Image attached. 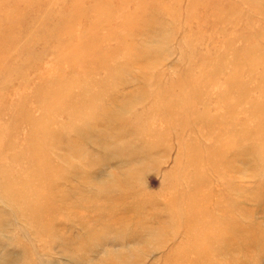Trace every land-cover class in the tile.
Masks as SVG:
<instances>
[{
    "label": "rangeland",
    "instance_id": "rangeland-1",
    "mask_svg": "<svg viewBox=\"0 0 264 264\" xmlns=\"http://www.w3.org/2000/svg\"><path fill=\"white\" fill-rule=\"evenodd\" d=\"M0 17L1 177L45 187L0 188V264H173L207 232L216 264H264V0H9ZM113 171L135 174L126 200L106 199Z\"/></svg>",
    "mask_w": 264,
    "mask_h": 264
},
{
    "label": "bare ground",
    "instance_id": "bare-ground-1",
    "mask_svg": "<svg viewBox=\"0 0 264 264\" xmlns=\"http://www.w3.org/2000/svg\"><path fill=\"white\" fill-rule=\"evenodd\" d=\"M9 0H5L2 4H0L1 8L7 4ZM40 2V1H39ZM42 2V0H41ZM27 4V3H26ZM25 4V5H26ZM19 3L15 1L14 3V8L15 10H17ZM30 6V5H29ZM44 6V5H43ZM131 16L133 17V15L131 14ZM23 18V17H22ZM2 18L0 17V20ZM9 18H6V21H9L8 20ZM19 20V19H18ZM17 20V21H18ZM12 21V23H14L13 26H15L16 23H20V21L16 22V20H10ZM26 21V20H25ZM27 22V21H26ZM24 24V22H23ZM117 27L116 29H119L120 32H123L124 35H129L132 34V31L134 30V28H132V24L131 22H120L117 23ZM115 29V30H116ZM134 34V33H133ZM71 42V41H70ZM76 42H79V44H76ZM74 43V42H73ZM138 42H132V44L134 45L133 47H135V45L137 44ZM76 44V45H75ZM75 44L73 45H67L66 48H65V51H68L69 50V47L71 46H74L73 49L77 48V46H80V45H83V40H80V41H75ZM93 51H89L87 55H82V58L84 60H89L90 57H95V53L92 54ZM142 53H136L135 57H137L138 59H140L142 57ZM33 56V55H32ZM145 65V64H143ZM145 68V66H144ZM144 68H143V71H144ZM14 69V68H13ZM18 69V68H17ZM196 81H199V80H196ZM196 83V86L199 84V82H195ZM233 86H235L233 84ZM64 89H66L67 87L64 86L63 87ZM169 89V88H167ZM145 93H138L136 95V93L133 94V98L129 99V100H123V104H120V106H130L133 102H136L137 98H141ZM86 95V94H84ZM194 95L196 97H198L199 99L202 98V95L200 93H196L194 92ZM69 101H71L72 99L71 98H68ZM261 103L264 102V96H263V100H261V96L259 98H257ZM202 100V99H201ZM171 104V103H170ZM178 104V103H177ZM124 106V107H125ZM171 106L177 108L178 111H181V108L180 106L181 105H176V102H173V104H171ZM259 108H262L263 109V104L262 106H257ZM171 109V108H170ZM194 108H192L193 110ZM120 113V112H119ZM135 113V112H134ZM108 114V110H107V113ZM108 115H111V113H109ZM217 115V114H215ZM215 115H212L213 117ZM19 117V116H18ZM140 119V118H139ZM139 119H135L136 122H139ZM110 120V118H109ZM122 120H125L124 118H122ZM119 119V121L117 122V124H120V128L122 129L123 127H127V125L125 124L124 121H122ZM217 120V119H216ZM128 122L132 123V117H130L128 119ZM0 129H1V126H0ZM3 129V128H2ZM1 129V131H2ZM261 126L258 124L256 125L255 128H253L251 130V132H259L260 131ZM3 132V131H2ZM123 130H121V134H122ZM261 132V131H260ZM262 132H264V130H262ZM46 131H43L42 129H40V132H39V135L44 137L45 139V136H46ZM4 136V135H2ZM38 139V138H37ZM42 140V139H40ZM11 140H7L4 142L1 141L0 143L3 144L5 146V148H9V147H12L13 144L10 142ZM36 153L39 155V157L41 156H45L46 152L45 151H36ZM66 155V154H65ZM64 155V156H65ZM67 156V155H66ZM18 158H22V157H18ZM34 161H36V157H34ZM3 164V157L0 155V165ZM1 171L0 170V188H4V191H6V193L8 194L7 197H9L10 195H14L13 192H17V193H22L21 190L23 189V193H22V197L23 199L25 200L27 196L29 195H32V194H37L38 195V199L36 200V202H41L42 200L40 199V197H42V195L38 192L39 191H43L45 189L42 188V185L39 184V183H27L25 182L24 180H22L21 178L19 177H1ZM111 178L108 180V184L107 186H104L106 188V190H104L103 192L106 194V199L108 198V200L112 201V200H118L119 198H122V200H126V198H128V195L129 194V191L131 190V185L133 183V177L132 175L134 176L135 174L133 172H125L123 175L121 173H117L116 171H113L111 172ZM2 179V181H1ZM49 179V178H48ZM25 189V190H24ZM119 190V191H118ZM122 195V197L120 196ZM16 197H19L17 194H15ZM124 197V198H123ZM172 201H175V200H172ZM47 202H45V207L47 206L46 204ZM187 203V202H186ZM186 203L182 202V206H185ZM188 204L190 206L192 205H197V210H202V207L200 204H203L202 202H199V200H194V201H190L188 202ZM220 205V204H219ZM219 207V206H218ZM49 207H46V209H48ZM104 209H107V207L105 208V206H103ZM126 208V207H125ZM113 209V208H112ZM200 213H197V215H199ZM44 216H41L40 218H42ZM125 217V216H123ZM39 218V216L37 217ZM117 218L121 219L122 218V215L121 216H117ZM127 219V217H125ZM124 221V219H123ZM48 223V222H47ZM212 220L209 219V220H203L202 223L200 224H197V225H201L202 227L204 228H207L208 226H210L212 224ZM208 234V235H206ZM206 234L202 233V234H199L198 237H195L187 246L185 247L183 250H180V251H177L175 256L171 259V262H174L173 264H212L215 260H210V257L209 255H214V246L216 244H219L220 243V237L217 236L215 234V232H207ZM234 233H232L233 235ZM200 247H203V249H200ZM246 249V248H245ZM244 250V249H243ZM189 251H191L194 256H191L192 254H189ZM119 255V254H118ZM123 256V255H122ZM120 255V257H122ZM116 258V256H114ZM209 257V258H208ZM129 258V257H128ZM111 259V258H110ZM109 259V260H110ZM118 259V258H117ZM125 259V258H124ZM108 261V263H110ZM121 260H123L121 258ZM209 260V261H208ZM127 261V260H126ZM131 261V260H129ZM128 261V263L126 262V264H130ZM112 262V261H111ZM115 262V260L113 261ZM117 262V261H116ZM123 262V261H122ZM122 262H118V263H115V264H122ZM113 264V263H112ZM124 264V263H123ZM215 264H216V261H215Z\"/></svg>",
    "mask_w": 264,
    "mask_h": 264
}]
</instances>
